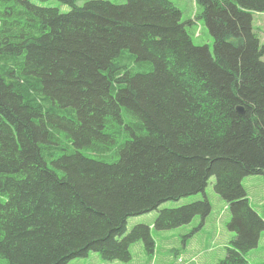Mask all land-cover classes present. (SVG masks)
Listing matches in <instances>:
<instances>
[{"label":"trees","instance_id":"obj_1","mask_svg":"<svg viewBox=\"0 0 264 264\" xmlns=\"http://www.w3.org/2000/svg\"><path fill=\"white\" fill-rule=\"evenodd\" d=\"M57 1L69 12L0 0V264L89 252L129 262L137 242L152 254L151 228L126 234L128 218L204 193L211 177L235 234L218 264H249L264 231L242 186L264 178V45L252 25L264 0H194L213 54L169 0ZM108 151L118 160L95 159ZM210 212L206 198L163 209L154 228Z\"/></svg>","mask_w":264,"mask_h":264},{"label":"rangeland","instance_id":"obj_2","mask_svg":"<svg viewBox=\"0 0 264 264\" xmlns=\"http://www.w3.org/2000/svg\"><path fill=\"white\" fill-rule=\"evenodd\" d=\"M113 4H124L126 0H109ZM180 11L182 22L196 46H208L213 54V38L204 22L197 17L201 8L194 0H169ZM33 3L42 7H55L61 13L69 12V7L57 0H33ZM79 6L83 2H78ZM253 30L259 36L261 45H264V12H254ZM126 54H128L126 52ZM58 145L66 152H72L75 147L65 137V133L58 135ZM58 147V146H57ZM61 151L51 150L45 152V159L49 168H54L48 155L58 157ZM119 155L115 151H108L95 159L106 163L118 160ZM215 177H211L204 193H198L183 197L178 201H166L156 210L138 216L128 218L126 234L139 224L151 228V235L155 242V249L148 254L142 242L130 246L131 260L129 262L103 260L96 252H89L86 257L74 258L70 264H218L225 257L226 248L231 247V241L235 234L231 232L227 224L231 214L226 201L214 191ZM247 198L251 207L264 220V178L260 175L246 176L242 180ZM207 199L211 205L210 214L203 220L195 216L192 221L184 226L170 230H156L154 221L158 213L163 209L179 208L197 201ZM249 264H264V231H262L258 246L245 255Z\"/></svg>","mask_w":264,"mask_h":264},{"label":"water","instance_id":"obj_3","mask_svg":"<svg viewBox=\"0 0 264 264\" xmlns=\"http://www.w3.org/2000/svg\"><path fill=\"white\" fill-rule=\"evenodd\" d=\"M237 111L240 112V113H242L243 112V109L241 107H238L237 108Z\"/></svg>","mask_w":264,"mask_h":264}]
</instances>
